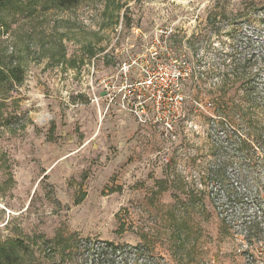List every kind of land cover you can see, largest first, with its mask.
Wrapping results in <instances>:
<instances>
[{"label":"rangeland","instance_id":"374dc122","mask_svg":"<svg viewBox=\"0 0 264 264\" xmlns=\"http://www.w3.org/2000/svg\"><path fill=\"white\" fill-rule=\"evenodd\" d=\"M0 16L1 264H260L264 0Z\"/></svg>","mask_w":264,"mask_h":264},{"label":"trees","instance_id":"16d2710c","mask_svg":"<svg viewBox=\"0 0 264 264\" xmlns=\"http://www.w3.org/2000/svg\"><path fill=\"white\" fill-rule=\"evenodd\" d=\"M16 0H0V10L3 8H6L10 5H14ZM51 3L56 4L60 7H71L73 5L76 4L77 0H49ZM3 19L2 16H0V23L1 20ZM21 69L20 67H10L7 71H4V69L0 66V82L4 81L5 79H11L12 81H16V82H22L23 81V75L21 74ZM221 92V90H219ZM215 99L218 100V102L220 103L221 99H220V94L218 95H214ZM258 97L260 98V95H258ZM220 100V101H219ZM221 108V107H220ZM260 210V209H259ZM247 222V228L249 230V235L248 238H252L255 237L257 235L258 231H262V229L259 226V222L256 221V219L254 220H250V221H246ZM246 224V223H245ZM257 229V231H256ZM15 244H21L20 240H17ZM3 253L2 251H0V264L3 261V258H7L8 254L4 255L3 257Z\"/></svg>","mask_w":264,"mask_h":264},{"label":"built area","instance_id":"2783aa9c","mask_svg":"<svg viewBox=\"0 0 264 264\" xmlns=\"http://www.w3.org/2000/svg\"><path fill=\"white\" fill-rule=\"evenodd\" d=\"M257 247H258L257 248L258 249L257 250V256H258V259L260 261V264H264V242H259ZM248 260H250V259H248Z\"/></svg>","mask_w":264,"mask_h":264}]
</instances>
